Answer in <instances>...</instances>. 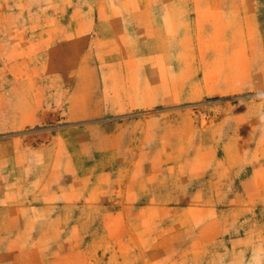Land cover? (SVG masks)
<instances>
[{
  "label": "rangeland",
  "instance_id": "obj_1",
  "mask_svg": "<svg viewBox=\"0 0 264 264\" xmlns=\"http://www.w3.org/2000/svg\"><path fill=\"white\" fill-rule=\"evenodd\" d=\"M0 264H264V0H0Z\"/></svg>",
  "mask_w": 264,
  "mask_h": 264
}]
</instances>
